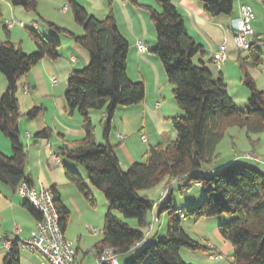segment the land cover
Instances as JSON below:
<instances>
[{
  "label": "trees",
  "instance_id": "trees-1",
  "mask_svg": "<svg viewBox=\"0 0 264 264\" xmlns=\"http://www.w3.org/2000/svg\"><path fill=\"white\" fill-rule=\"evenodd\" d=\"M12 6L38 15L39 0H9ZM205 11L213 16L231 15L235 0H200ZM264 1V0H259ZM75 22L84 29L83 36L46 23L54 33L51 40L38 32L28 30L36 51L28 54L20 44L10 40L0 43V73L7 81V89L0 98V132L10 141L12 155L0 152V182L17 191L22 182L32 185L27 172L28 149L22 142L19 123L21 113L18 92L20 81L45 58L59 59V36L72 38L85 49L90 62L83 70H74L67 81L65 101L70 116L79 113L83 119L85 136L72 147L62 144L56 148V156L84 166L90 185L100 191L108 204L105 216L103 240L95 249L113 248L121 257L139 250L126 264H188L181 257V250H207L194 241L182 228L183 219H208L226 215L228 222L219 226L222 238L233 247L230 264H264V173L255 167L231 163L213 174L206 170L214 166L220 155L217 148L227 130L238 127L245 130L252 143V135H264V91L258 89L250 69L262 65L264 39L255 36L251 48L239 52L242 82L249 92L248 106L240 110L230 97L223 77L215 78L208 67L196 63L194 58L204 56L203 47L188 34L182 16L171 0H158L160 10L148 9L155 29L156 45L152 52L163 65L173 97L184 116L172 118L176 139L167 144L150 148L146 163H134L127 171L109 142L115 112L119 107L142 104L146 96L143 82L132 81L127 72L129 43L120 33L112 10L103 19L90 14L77 0H68ZM104 111L105 145L96 143L90 113ZM44 109L35 106L24 116L37 119ZM50 128L37 132L36 141L51 140ZM65 176L91 207L96 199L82 176L65 166ZM167 182L168 194L173 187L185 183L181 189L200 184L204 200L186 213L173 206L167 196L158 203L139 193ZM60 215V227L64 233L70 219V211L62 204L56 188L51 189ZM165 190V191H166ZM26 207L39 221L42 216L26 202ZM157 208L158 215L168 214L167 235L159 241L145 242L146 231L151 227L150 215ZM136 221L132 227L119 219ZM3 264H21L20 250L16 247L6 255Z\"/></svg>",
  "mask_w": 264,
  "mask_h": 264
},
{
  "label": "crops",
  "instance_id": "crops-1",
  "mask_svg": "<svg viewBox=\"0 0 264 264\" xmlns=\"http://www.w3.org/2000/svg\"><path fill=\"white\" fill-rule=\"evenodd\" d=\"M77 1L97 19L103 20L109 14L110 9L101 7V5H99L100 9L96 7V4H94L96 0ZM121 1L124 5L123 7L125 14L128 17L130 15V11L127 9L130 6L129 0ZM130 1L134 3L138 2L145 4L148 9L160 10L158 0ZM171 1L176 6L178 13L182 16L188 34L195 40L197 44L203 47L205 52L204 56H197L194 58V61L196 63H201L202 61L204 65L210 69L215 78L217 77L216 75L218 72L219 77H223L225 83L227 84L229 95L233 101L236 104L238 100L241 101V103L237 104V106L240 108L247 107L249 92L244 87L242 82V74L238 62L240 53L234 43L233 21L239 18L240 8L242 6L250 7L254 15V20L251 23L252 29L257 36H261L264 39V1L235 0L232 14L221 15L218 17L209 15L205 11L203 3L200 0ZM120 6L122 7V5ZM68 12L69 10L67 13L62 14L69 15ZM148 14L150 15L149 10ZM0 18L6 25L7 22L11 21L8 20L9 18L18 21L17 19L26 18V15L23 13V11H21L20 7L12 6L9 0H0ZM115 19L117 21L120 33L127 39L130 46L127 66L128 76L134 82H143L146 87V96L144 102L136 106L127 107L128 111L126 115L128 118H132L133 114L140 113L143 114V116L151 115L152 118H155L153 117L156 116L155 111L162 107V103L157 102L161 97L162 87L165 84L166 86L167 84H170L160 58L152 52L156 45V40H151L149 44L145 42L146 39H148V32L150 35L153 34L150 32V29L148 30V26L146 24L145 27L144 23L143 26H141V23H138L134 19L133 21L131 20L126 22V18L124 17L125 20L123 19V21L125 22V28H122V20L117 15L115 16ZM20 23L23 24V28L26 30V32H28L29 29L26 27L24 22L20 20ZM54 23L77 36L84 35V29L79 26L75 20L73 21V19H67L66 21L54 20ZM32 27L39 33L44 31L42 27L36 22H34ZM6 32L9 33L10 40L17 44L16 40H14V35L17 37V39H19L18 37L20 36L17 35L20 33V29L14 26L12 29L8 30L5 27V33ZM49 35L54 36V33L50 31ZM59 38L61 40L59 59L57 61H53L49 58H45L20 81L21 88L17 96L21 111H23L22 113L24 114L20 120L19 128L22 142L28 149L29 156L27 172L31 177L32 185L36 189H40L41 187L48 189L56 188L60 195L62 204L70 211V219L71 215L75 211L79 212L80 216L84 213V216L86 215V219H88L87 223H91L92 221H95L92 218L93 216L81 202V195L77 193L75 186L70 184L65 176V166L72 168L74 163H66L62 160V165H57L54 161L56 148L58 146L66 144L69 147H72L75 142L80 141L85 136L83 130V119L78 113H74L72 116L68 114L65 95L67 92V81L70 73L74 70L86 67L90 62V58L87 51L79 46L69 36L61 35ZM139 42L144 43L147 48L146 52H140L138 49ZM223 42H226L228 46L227 62L221 70H218L215 67L212 59L215 52L218 50V46ZM21 43H23V45H20L25 53H29L28 51H34L32 45H27V48H25L24 42L22 40ZM259 67L261 68V71H256L258 69L254 68L255 70H251L250 74L254 79L258 89L264 91V58L262 65ZM59 71L62 72L64 77V83L61 84H59L58 80L55 78V74H59ZM54 79L57 82L56 85L52 83V80ZM6 89L7 81L0 73V98ZM26 89L27 92H25ZM35 106L42 107L44 112L37 119L28 120L24 115ZM46 128L52 129L54 133L58 135L60 142L59 145L56 142L52 143V140H35V134ZM122 130L125 131L124 128ZM119 136L123 135L119 134L118 139ZM160 140L161 136L158 137V135H156L153 143H159ZM147 141L148 139L146 137V142ZM262 146H264V143H262V141L259 139V143L254 145L253 149L255 151V149H258ZM0 152L7 156L12 155L11 143L1 132ZM252 153L257 154L256 152ZM34 155L36 157L35 159L37 160V164H33L31 161V156L34 157ZM116 155L120 163H122L120 154L116 153ZM130 159L133 161V158ZM239 162L238 156H235L222 165H214L209 167L206 170V173L213 174L228 164ZM35 165H37V168ZM261 166L263 167L258 169L264 173V165ZM164 191L165 190L162 192ZM152 215L154 216V211ZM156 216L159 222L161 216L158 214ZM37 221L38 220L26 207V201L17 194V191L0 182V237L2 238L7 235L13 236L18 229L19 234L16 237L17 241L27 240L31 237L32 232L36 227ZM92 227L93 226L91 224L87 226L91 232H93L91 230ZM66 233L67 229L64 232L65 238ZM99 233L100 231L94 234ZM158 233H160V230H157L155 227L150 239L155 240V237L158 235ZM74 245L77 250L76 261L79 264H86V260L89 255H92L95 258L94 264H96L97 258L92 252L95 250L96 246L94 249H92V251L85 250L86 252H84L82 250L81 236L78 238V243H74ZM185 250L186 249H182L180 254L182 259L188 263L184 257L190 258V255ZM215 251L219 255L216 248ZM6 255L7 254L3 249L2 243L0 242V264H3ZM210 256V258H213L211 254ZM20 259L21 264H48L46 258L42 254L29 250L21 249Z\"/></svg>",
  "mask_w": 264,
  "mask_h": 264
},
{
  "label": "rangeland",
  "instance_id": "rangeland-1",
  "mask_svg": "<svg viewBox=\"0 0 264 264\" xmlns=\"http://www.w3.org/2000/svg\"><path fill=\"white\" fill-rule=\"evenodd\" d=\"M129 3L130 6L127 9L130 11V15L128 17L125 14V10L123 7L124 5L121 0H96L94 4H96V7L98 9H100L99 5H101V7H105L107 9L112 10L113 14L115 16L117 15L122 20V28H125L124 27L125 22L123 21L124 17L126 18V22H129L131 20L133 21L134 19L138 23L140 22L141 26H143L144 23V27H145L146 24L148 26V30L150 29V32L153 34L150 35V33L148 32V39H146L145 42L149 44L151 40L152 41L156 40L154 34L155 29L152 24L151 17L148 14V8L145 6V4L142 3H138V2L134 3L130 0ZM120 5H122V7ZM66 6L70 7L68 4V0H39L38 15L26 12L24 9L20 8L21 11L25 13L26 18L17 19L18 21L12 20L11 18L8 19L11 20L9 22H15L17 24L16 28L20 29V33L17 35L20 36L18 37L19 39H17V37H15L14 35L15 38L14 40H16L17 44L23 45V43H21L22 40L24 42L25 48H27V45H32L34 50L33 52H35L36 51L35 44L31 40L28 32H26V30L20 26V20L24 22V24L29 30L38 32L32 27L34 22H36L44 30L41 33L39 32L38 33L47 40H51L54 36L49 35L51 30L48 28L46 23L55 24L54 20L66 21L67 19H73L74 21V17L71 9H68L69 15L62 14V10ZM5 27L6 25L4 24V21H2L0 18V43L6 40ZM28 52H29L28 54L33 53L31 51ZM86 67L77 70H83ZM255 69H258L256 71H259L261 68L257 67ZM255 69L252 68L250 69V71ZM58 73L59 74H55V78L58 80L59 84L64 83L63 80L64 77L62 72L59 71ZM216 76H217L216 78H219L218 72ZM157 102H161L162 107L159 110L155 111L156 116H153L155 118H152L151 115L143 116V114L140 113L133 114L132 118H128V116L126 115L128 111L127 107H119L115 112V117L113 120L114 123L109 136V142L114 147L115 153L120 154L121 156L120 159L122 160L121 166L124 165L122 166V169L124 171H127L128 168L134 163H146L147 160L146 155L150 148H153L159 144H163V145L167 144L168 142L174 141L176 139V133L170 119L182 117L184 116V113L178 108L177 104L175 103L173 97V87L170 84H167V86L165 84L162 87L161 97L158 99ZM240 103L241 101L238 100L237 104ZM237 107L240 110L246 109V107L245 108H240L239 106ZM22 112L23 111H21V113ZM90 118L92 124L95 127L94 134H95L96 143L100 145H105L106 140L104 138V130H103L105 112L91 111ZM123 128L125 129V131L122 130ZM119 134H122L127 139L125 141H121L120 139H118ZM156 135H158V137L161 136V140L159 141V143H157L156 141H155L156 143H153V140L156 137ZM142 136H146L148 141L147 142L143 141L141 139ZM259 139L262 141V143H264L263 134L251 136L252 141H257ZM51 140L52 143L56 142L58 145L60 143L57 134H54ZM263 147L264 146L255 149L254 151L253 145L250 142L245 130H242L238 127H231L227 130L223 141L220 143V145L217 148V153L220 155V157L215 165H222L228 162L229 160H231L232 157L238 156L240 164H244L245 166L248 165V167H255V168L263 167L261 166L264 165ZM252 152H256L259 156ZM246 154H252L253 156L260 159V161L254 162L252 160H246L244 158ZM35 158H36L35 155L34 157L31 156V161L33 164H37V160ZM130 158H133V161ZM64 161L66 163L72 164V162L70 161L63 160V162ZM73 165L74 166L70 169L76 170L82 176L85 184L89 187V189L93 193L97 202V206L91 207L86 202V200L81 196L80 198L81 202L85 205V208H87L90 211L91 215L93 216L92 218L95 221H92L91 223H87L88 219H86V215L84 216V213L80 216L79 212L74 211L73 214L71 215V219L67 227L66 238L69 241L77 244L78 238L81 236L82 250L84 252H86L87 250L92 251V249H94V247L103 240L102 232L104 227V221H105V216L109 211V207L105 200L104 195L90 185V182L87 179V173L84 166L78 164H73ZM35 167L37 168V165H35ZM166 184L167 182L165 181L160 185H158L157 187L153 189L141 191L139 194L142 197H146L149 200L158 203L161 200L162 194L165 192L162 191L169 189L170 187L169 186L166 188ZM184 184L185 183H180L175 185L173 187L174 190L172 195L168 194L166 201L171 199L173 202V206L176 209H178L180 212L186 213V211L190 210L191 208L202 204L204 200V190L202 188L197 187L194 183L191 184L192 187L189 189H181V186H183ZM76 191L77 193H79L78 189ZM79 195L81 194L79 193ZM153 211L155 215L154 217L157 218L156 216L158 214L157 208H155ZM114 214L119 219L128 223L132 227L136 226V221L126 220L123 218L122 215H120L117 212H115ZM152 214L150 215L151 223H153ZM160 216H161L160 221L153 225L154 228L156 227L157 230H160V233H158V235L155 237V241H159L160 239L164 238L168 232V224H169L168 214L164 213ZM228 220L229 219L226 215L218 216L215 218L201 219V220H194V219L182 220L181 226L184 229V231L194 241L198 242L204 248H207V250H201V251H191L186 249L185 251L189 253L191 258L190 259L189 257H184L185 260L188 261V264H230L231 263L233 247L229 242L225 241L222 238L219 232V226L228 222ZM89 224L93 226L92 229L100 231V233L94 234V232H91L87 228ZM209 243L213 245L214 248L217 249L219 253L218 259L210 258L211 257L210 254L211 255L215 254L216 251L208 247ZM138 251L139 250H135L134 252L121 257L120 258L121 262L130 263L134 259ZM94 263H95V258L92 255H89L86 260V264H94Z\"/></svg>",
  "mask_w": 264,
  "mask_h": 264
},
{
  "label": "built area",
  "instance_id": "built-area-1",
  "mask_svg": "<svg viewBox=\"0 0 264 264\" xmlns=\"http://www.w3.org/2000/svg\"><path fill=\"white\" fill-rule=\"evenodd\" d=\"M68 7H64L62 13H67ZM254 20V15L250 7L242 6L240 8V16L233 21L234 26V43L239 52L248 51L251 48L253 38L256 36L252 29L251 23ZM17 24L15 22H7L6 28L12 29ZM23 27V24L20 23ZM138 49L144 53L147 51L143 42L138 43ZM228 46L226 42L221 43L218 46V50L213 56V63L218 70H221L227 62ZM264 73V69H263ZM52 83L56 85V80H52ZM27 92V89L25 90ZM121 141H125V136H119ZM141 139L146 142V137L142 136ZM246 160H252L259 162L260 159L252 154H246L244 157ZM54 161L57 165H62L61 159L58 156H54ZM200 187V184L196 185ZM17 194L28 202L32 207L37 209L41 214V220L37 221L36 227L32 232L29 239L24 241H17V235L19 230L17 229L15 235H7L0 237L3 249L6 254H10L14 248V242L16 241L17 249L29 250L42 254L48 264H79L76 261L77 250L73 242L65 238L64 233L60 227V215L55 203V197L51 189L41 187L36 189L34 186H30L26 182H22L18 189ZM168 190H166L161 198L166 197ZM155 216V215H154ZM153 217L152 226L148 229L145 235V242H150V236L154 230V224L158 222V218ZM91 229V228H90ZM94 233H98L97 230L91 229ZM208 247L215 250L214 246L210 243ZM93 254L96 256V264H126L121 262V256L110 247L103 249H95ZM213 258L218 259L217 253L212 254Z\"/></svg>",
  "mask_w": 264,
  "mask_h": 264
}]
</instances>
